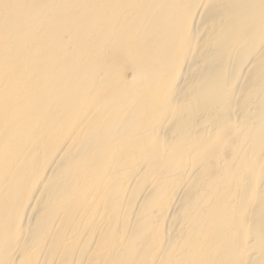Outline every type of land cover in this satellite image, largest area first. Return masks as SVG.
<instances>
[{
  "label": "bare ground",
  "instance_id": "bare-ground-1",
  "mask_svg": "<svg viewBox=\"0 0 264 264\" xmlns=\"http://www.w3.org/2000/svg\"><path fill=\"white\" fill-rule=\"evenodd\" d=\"M0 264H264V0H0Z\"/></svg>",
  "mask_w": 264,
  "mask_h": 264
}]
</instances>
